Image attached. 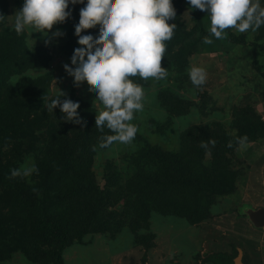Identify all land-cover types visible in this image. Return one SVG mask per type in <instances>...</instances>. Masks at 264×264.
<instances>
[{"label": "rangeland", "instance_id": "374dc122", "mask_svg": "<svg viewBox=\"0 0 264 264\" xmlns=\"http://www.w3.org/2000/svg\"><path fill=\"white\" fill-rule=\"evenodd\" d=\"M172 1L178 7L173 23L185 30L192 28L191 42L197 46L183 65L174 70L162 66L168 72L165 79L132 78L145 93L143 111L135 113L131 121L138 128L135 139L131 144L114 142L101 148L91 169L99 187L105 189L112 168L128 167L131 153L140 142H148L158 152L187 159L192 176L195 171L206 172L213 180L216 170L230 175L229 181L218 178L231 189L225 185L224 193L208 195L202 204L195 197L188 198L192 190L184 185L182 200H175L181 202L178 206L173 201L170 207L155 206L149 213L146 206L142 212L137 205L123 211L119 204H108L102 221H89L86 231L83 226L75 228L78 206H59L58 214L69 216L73 223L61 253L64 264H233L239 252L244 264H264V222L255 225L250 218L252 211L264 209V132L257 131L264 128V25L245 33L226 30L225 38L217 40L210 36L206 12L192 9L187 0ZM6 2L5 23L13 28L14 16L24 0ZM260 3L264 6V0ZM57 30L62 33L59 37L53 35ZM25 34L29 48L43 47L51 57L45 69H30L25 74L48 75L51 95L73 92L97 113L103 110L100 102L93 103L96 94L88 85L76 86L64 70L66 64L74 67L71 57L78 43L70 48L65 31L57 26L49 33L47 44L40 33L25 30ZM205 37L213 43H203ZM193 66L207 71L206 83L200 87L190 81L188 71ZM18 79L19 75H14L6 83L16 85ZM207 142L208 147L201 146ZM20 157L17 168L22 174L34 169L32 153L21 149ZM16 159L10 163L16 164ZM2 194L0 264H40L35 255L40 245L23 237L29 222L8 215L13 195ZM45 201L44 197L39 199V203ZM46 207L39 204L35 210L45 215ZM182 207L188 213L181 211Z\"/></svg>", "mask_w": 264, "mask_h": 264}, {"label": "trees", "instance_id": "16d2710c", "mask_svg": "<svg viewBox=\"0 0 264 264\" xmlns=\"http://www.w3.org/2000/svg\"><path fill=\"white\" fill-rule=\"evenodd\" d=\"M85 4H70L71 16L64 23L56 25L65 31L70 48L78 43L75 26L79 23V13ZM172 4L177 10V4L174 1ZM6 12L7 2L0 0V16L4 17L0 20V204L5 196L2 193L13 195L8 215L16 221L29 222L30 225L24 226L23 237L28 243L40 245L35 252L40 264H64L61 253L73 223L69 216L58 214L59 206H78L80 209L75 218V228L83 226V231H86L89 221L92 222L94 218L102 221L108 204H119L123 211L137 205L143 212V206H146V213H149L157 208L155 206L170 207L173 201L178 206L181 202L175 200H182L184 193L181 189H184V185L192 190L188 198L195 197L202 204L206 203L204 198L208 195L213 197L224 193L225 185L231 189L226 181L218 178L229 181L230 175H221L216 170L218 172L214 171L211 175L215 176L213 180L206 172L199 174L195 171L192 176L193 169L187 159L158 152L147 141L143 145L140 142L137 150L131 153L128 167L112 168L114 170L107 174V187L100 188L91 166L94 156L103 148L100 146L103 138L113 133L107 128L100 131L95 127L98 113L75 93L63 92L65 97L60 92L51 95L48 92V75L32 77L25 74L30 69H45L51 57L43 47L29 48L25 32L17 35L14 28L6 26ZM169 23H173V20ZM192 33V28L185 30L176 27L173 38L166 42L162 66L172 69L184 64L197 46L191 42ZM82 35L98 37L99 27ZM235 40L239 41L237 38ZM14 75H19L16 85L7 84V80ZM55 98L78 102V116L85 123L65 122L60 107L48 112L44 102L46 105ZM257 131L262 134L264 128L260 127ZM205 138H208V134ZM206 145L208 147V142ZM21 149L32 153L35 159L29 178L17 168L21 162ZM141 151H145L143 155ZM196 152L203 153L200 149ZM15 159L16 164H11ZM12 170H18L21 174L12 177ZM43 197L46 201L39 203ZM39 204L47 205L45 215L35 210ZM2 209L3 206H0V215ZM181 211L188 213L184 207ZM101 228L104 229V226ZM24 252L30 255L29 250L24 249Z\"/></svg>", "mask_w": 264, "mask_h": 264}, {"label": "clouds", "instance_id": "9594fccd", "mask_svg": "<svg viewBox=\"0 0 264 264\" xmlns=\"http://www.w3.org/2000/svg\"><path fill=\"white\" fill-rule=\"evenodd\" d=\"M192 9L207 13L210 36L224 39L226 30L239 33L256 31L264 25V6L260 0H187ZM85 4V0H24L15 14L13 28L17 35L25 30L40 33L46 38L54 26L64 23L70 16L69 5ZM75 26L79 47L74 50L71 64L64 65L65 72L74 78V84L88 85L96 94L94 102L103 106L95 116V127L107 128L112 135L103 138L101 147L114 142L131 144L138 128L131 121L135 113L143 111L144 89L132 78L145 81L165 79L168 72L162 67L167 50L166 42L174 36L177 27L169 23L176 18L172 0H87L79 13ZM4 17L0 16V20ZM99 27L98 37L82 33ZM59 37L62 33H53ZM203 43L212 44L205 37ZM193 86L206 83L207 71L193 66L188 71ZM65 97V94L61 92ZM48 112L60 107L65 122L85 123L78 116L80 104L68 98L52 99L45 105ZM246 140L242 138L240 143ZM214 144V142H212ZM207 147L206 144H201ZM29 169L24 174H29ZM21 173L12 170V177Z\"/></svg>", "mask_w": 264, "mask_h": 264}, {"label": "water", "instance_id": "95a60500", "mask_svg": "<svg viewBox=\"0 0 264 264\" xmlns=\"http://www.w3.org/2000/svg\"><path fill=\"white\" fill-rule=\"evenodd\" d=\"M250 218L253 220L255 225H261L264 222V209H258L256 211H252L250 214ZM244 264L241 259L240 252L233 259V264Z\"/></svg>", "mask_w": 264, "mask_h": 264}, {"label": "bare ground", "instance_id": "6f19581e", "mask_svg": "<svg viewBox=\"0 0 264 264\" xmlns=\"http://www.w3.org/2000/svg\"><path fill=\"white\" fill-rule=\"evenodd\" d=\"M237 264H239V263H237Z\"/></svg>", "mask_w": 264, "mask_h": 264}]
</instances>
